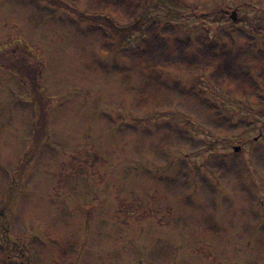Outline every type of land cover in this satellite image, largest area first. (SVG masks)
I'll use <instances>...</instances> for the list:
<instances>
[{"label": "rangeland", "instance_id": "374dc122", "mask_svg": "<svg viewBox=\"0 0 264 264\" xmlns=\"http://www.w3.org/2000/svg\"><path fill=\"white\" fill-rule=\"evenodd\" d=\"M91 1L0 0V264H264L263 83L128 45L156 18L264 65V0H138L121 30Z\"/></svg>", "mask_w": 264, "mask_h": 264}, {"label": "trees", "instance_id": "16d2710c", "mask_svg": "<svg viewBox=\"0 0 264 264\" xmlns=\"http://www.w3.org/2000/svg\"><path fill=\"white\" fill-rule=\"evenodd\" d=\"M144 8L138 0H92L87 9L96 15L105 16L113 23L114 29L121 30L138 25ZM120 16L123 18L121 23L117 20ZM157 23L156 18H148L139 35L128 42V45L133 43L131 52L139 57L142 69L164 67L187 72L206 70L209 71L208 82L214 85L231 84L242 94H247V87H256L253 78H259L264 85L263 64L240 60L227 52L218 54L217 44L204 39L196 51L189 52V40L175 38L171 42ZM113 43L119 45L120 42Z\"/></svg>", "mask_w": 264, "mask_h": 264}, {"label": "water", "instance_id": "95a60500", "mask_svg": "<svg viewBox=\"0 0 264 264\" xmlns=\"http://www.w3.org/2000/svg\"><path fill=\"white\" fill-rule=\"evenodd\" d=\"M230 16L232 19H235V11H232ZM233 149L234 151H237L239 149V146H234Z\"/></svg>", "mask_w": 264, "mask_h": 264}]
</instances>
